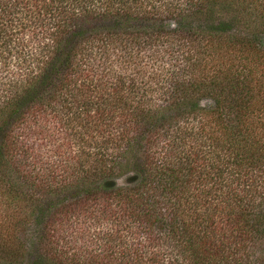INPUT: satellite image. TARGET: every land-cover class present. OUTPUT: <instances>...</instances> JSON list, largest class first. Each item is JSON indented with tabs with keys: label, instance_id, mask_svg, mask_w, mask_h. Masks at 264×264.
Masks as SVG:
<instances>
[{
	"label": "trees",
	"instance_id": "trees-1",
	"mask_svg": "<svg viewBox=\"0 0 264 264\" xmlns=\"http://www.w3.org/2000/svg\"><path fill=\"white\" fill-rule=\"evenodd\" d=\"M0 211L25 264H264V0H0Z\"/></svg>",
	"mask_w": 264,
	"mask_h": 264
},
{
	"label": "rangeland",
	"instance_id": "rangeland-1",
	"mask_svg": "<svg viewBox=\"0 0 264 264\" xmlns=\"http://www.w3.org/2000/svg\"><path fill=\"white\" fill-rule=\"evenodd\" d=\"M6 213L4 211H0V225L3 224V227L0 226V242L3 243V247L6 249V248H11L13 245L12 243L10 242V239H9V236L11 234H16L18 236H22V240L25 238V237H29V233H26L22 227L21 224H16V225H13V224H9L7 220V222H3V220L6 218L7 219V216L5 217ZM10 215L13 216V219H21L22 218V215L23 213L21 212H18V211H14V212H10ZM20 215V216H19ZM21 217V218H20ZM13 228L16 232L13 231ZM30 229V227H29ZM31 230V229H30ZM24 241V240H23ZM26 242L24 241V244ZM27 244V243H26ZM23 247V255L19 256V257H15V258H7V257H0V264H25V261H27L28 259H30V255H26L24 252H27L30 250V246L29 244H27ZM77 245V244H75ZM96 245V244H95ZM95 245H92V244H85V247L86 248H95L97 249L99 246L97 244V246Z\"/></svg>",
	"mask_w": 264,
	"mask_h": 264
}]
</instances>
